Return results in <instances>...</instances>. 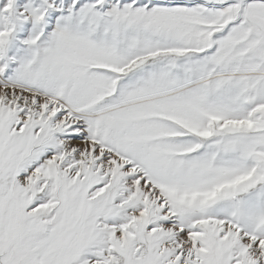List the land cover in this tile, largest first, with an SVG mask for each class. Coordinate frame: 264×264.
<instances>
[{"label": "snow or ice", "instance_id": "6c2138e0", "mask_svg": "<svg viewBox=\"0 0 264 264\" xmlns=\"http://www.w3.org/2000/svg\"><path fill=\"white\" fill-rule=\"evenodd\" d=\"M0 264H264V0H0Z\"/></svg>", "mask_w": 264, "mask_h": 264}]
</instances>
